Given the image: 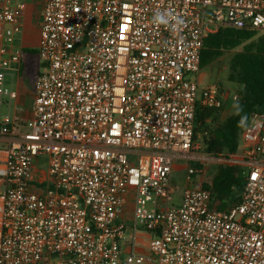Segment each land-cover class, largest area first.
Returning a JSON list of instances; mask_svg holds the SVG:
<instances>
[{"label": "built area", "instance_id": "2783aa9c", "mask_svg": "<svg viewBox=\"0 0 264 264\" xmlns=\"http://www.w3.org/2000/svg\"><path fill=\"white\" fill-rule=\"evenodd\" d=\"M42 1L30 130L0 116V264H264V113L230 157L245 180L239 203L218 210L210 190L191 188L170 204L174 162L201 149L198 108L240 100L200 85L204 41L264 32V0ZM26 9L0 0L3 67L22 61ZM157 12L183 24H156ZM187 169L189 180L201 171ZM132 199L148 254L123 251Z\"/></svg>", "mask_w": 264, "mask_h": 264}, {"label": "trees", "instance_id": "16d2710c", "mask_svg": "<svg viewBox=\"0 0 264 264\" xmlns=\"http://www.w3.org/2000/svg\"><path fill=\"white\" fill-rule=\"evenodd\" d=\"M234 50L237 52L230 62V79L239 87L240 100L237 103L243 111L240 115L232 113L221 120V108L199 107L196 116L195 139L197 141L198 132H201V148L207 155L217 158L228 159L237 154L244 128L238 126L242 116L247 117L248 123L254 113H264V36L253 30L237 28L209 34L204 41L201 68ZM194 166L200 167L198 164ZM244 185L242 168L227 164L219 167L212 182L203 184L201 188L212 192L214 208L224 210L241 201Z\"/></svg>", "mask_w": 264, "mask_h": 264}, {"label": "rangeland", "instance_id": "374dc122", "mask_svg": "<svg viewBox=\"0 0 264 264\" xmlns=\"http://www.w3.org/2000/svg\"><path fill=\"white\" fill-rule=\"evenodd\" d=\"M42 0H36L35 4L28 3V8L24 13V28L22 33L15 37L14 47L22 49L23 61L18 65L3 67L0 63V116L14 119L15 99L10 97V92L28 94L32 86L33 77H36L41 71V64L37 55L39 45V19L42 12ZM4 26L0 25V45ZM264 36V32L260 33ZM237 50L226 52L221 58L213 62L208 67L201 70L198 78L202 87L211 83L218 84L223 92L233 94L238 92V85L231 81L230 62ZM7 57V56H6ZM9 90V93H6ZM20 91V92H18ZM237 102L227 101L220 110L221 120L226 119L234 113V105ZM197 143L202 145V133L198 132ZM177 163L185 164L184 160H177ZM194 164L199 165L198 173L191 176V182L188 181V169L174 170L171 175V185L178 188L172 195L170 204H178L181 194L189 187L201 188L205 183H211L219 167L227 164H233L234 161L225 157H213L207 155L201 148L198 153L194 154ZM195 167V166H194ZM143 264H156V259H149Z\"/></svg>", "mask_w": 264, "mask_h": 264}, {"label": "crops", "instance_id": "0c3cea01", "mask_svg": "<svg viewBox=\"0 0 264 264\" xmlns=\"http://www.w3.org/2000/svg\"><path fill=\"white\" fill-rule=\"evenodd\" d=\"M25 2L27 4V8H28V3L31 2L32 4H35L36 0H25ZM23 21H24V19H23ZM39 22H40V19H39ZM13 49H18V50L22 51V49L16 48V47H13ZM37 52H38V50H37ZM37 55H38V53H37ZM7 56H9V55H7ZM22 61H23V53H22ZM22 61H21V63H22ZM42 67H43V65L41 64V68ZM41 71H42V69H41ZM39 73L40 72H38V74ZM35 78L36 77H33L32 86L28 91L29 93L28 94H25V93L21 94V92L18 91L20 93H17V98H15L16 108L14 110V119L12 120V122H13V129L16 132H27L30 130L29 124H30L31 119H32V114H33V109H34V100H35V87H34ZM176 161L174 162L173 171L187 168L186 165L189 164L188 162H186V160H184L185 164H180V163H177ZM190 164H191V162H190ZM46 172H47V165L41 163V160L36 162L34 169H33V175L34 176H44V175H46ZM188 181L191 182V180H189V179H188ZM172 188H174L176 191L178 190V188H176L174 186H172ZM191 188L192 187L189 185V187L186 188V190L191 189ZM184 192L181 194L180 202H181V199H182ZM133 211H134V200L132 199L128 202L127 208H126V213H125L128 238H127V241L123 245V251L125 254H129L133 251H136L139 254H148V242H149L150 238L145 233H136L135 232L134 223H133Z\"/></svg>", "mask_w": 264, "mask_h": 264}, {"label": "clouds", "instance_id": "9594fccd", "mask_svg": "<svg viewBox=\"0 0 264 264\" xmlns=\"http://www.w3.org/2000/svg\"><path fill=\"white\" fill-rule=\"evenodd\" d=\"M170 20H175V24L173 25V27L178 28L180 25L183 24V20L180 19L179 17H173L172 13L170 12H157L154 16H153V22L156 24H168ZM234 109L235 112L234 114L236 115H240L241 112L243 111L242 106L237 103L234 105ZM238 126L239 127H246L247 126V117L246 116H242L240 121L238 122Z\"/></svg>", "mask_w": 264, "mask_h": 264}]
</instances>
